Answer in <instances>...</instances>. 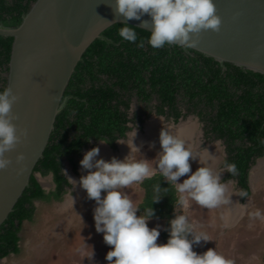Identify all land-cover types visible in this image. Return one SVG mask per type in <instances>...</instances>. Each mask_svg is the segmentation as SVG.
<instances>
[{"label": "trees", "instance_id": "16d2710c", "mask_svg": "<svg viewBox=\"0 0 264 264\" xmlns=\"http://www.w3.org/2000/svg\"><path fill=\"white\" fill-rule=\"evenodd\" d=\"M35 1L0 0V22L6 26L19 24L22 15ZM123 25L116 24L103 33L118 45H107L104 41L96 40L84 53L82 61L78 63L64 93V97L71 96V98L56 119L44 157L37 163L29 187L23 192L14 211L0 227V260L10 254L19 253V233L23 222L31 221L33 218L34 201L60 200L64 188L70 187L61 171V159L66 158L76 169L75 157L80 155L81 149L90 140L102 138L112 140L109 145L114 147L115 140L124 136L126 130L124 124L127 120L118 106L113 105V100L118 94L111 86L101 83L104 80L103 77L114 79L115 86L127 88L131 81L133 85L140 84V88L143 89L145 81L141 75V68L154 63L157 69L150 81L155 87L160 86L161 89L158 91L165 103L172 102L174 93L180 88L191 99L204 97L210 106H213L215 99H224L225 106L229 107L221 109L220 118L232 120L231 127L235 125L236 129L233 130L228 125L220 127L218 136L226 135L229 145H232V140L235 139L242 142L240 146L230 148L228 152L227 161L234 162L238 169L236 175L228 173V178L237 180L241 189V200H245L250 195L247 177L253 162L252 158L264 155V77L251 71H242L229 64H226L227 70L222 71L219 63L213 59L206 58L195 51H189L193 56L185 55L183 49L177 45H165L163 48L153 49L146 43L150 33L131 25L128 26L137 28L138 40L136 43L124 41L118 34ZM140 40L145 41L144 47L154 51L152 56L154 62L143 61L146 58L143 52L144 47L137 46ZM12 43L13 38L0 37V90L6 87V78L3 74L8 70ZM231 83L242 86L244 90L241 97L243 103L236 106L231 100L232 94L227 89ZM242 111H246L248 116L246 114L245 117L242 116ZM211 121L213 122L212 119ZM216 130L217 128L215 132ZM244 140H247L250 146L246 147ZM36 173L42 176L52 173L56 191L51 195L45 194L35 177ZM158 184L161 187L158 195L162 199L159 203L152 204L153 196L157 195L154 192V186ZM140 188L143 191V197L138 204L140 210L137 213L142 214L143 210L150 206L154 208L156 216L152 220H160L164 223L161 231V240L164 244L168 239L166 231L168 221L176 215L175 207L180 200L176 186L167 183L159 173H156L140 183Z\"/></svg>", "mask_w": 264, "mask_h": 264}, {"label": "clouds", "instance_id": "9594fccd", "mask_svg": "<svg viewBox=\"0 0 264 264\" xmlns=\"http://www.w3.org/2000/svg\"><path fill=\"white\" fill-rule=\"evenodd\" d=\"M114 14L123 17L125 21H140V27L143 29L150 28V31H147L150 36L146 43L153 49H160L165 45L194 48L199 43L201 32H218L221 25L213 0H114ZM145 15L150 19L143 20ZM136 29L124 24L118 34L124 41L136 43ZM137 46L143 48L145 41L140 40ZM17 100L18 96L13 94L10 88L0 90V171L8 169L12 164L6 153L14 151L28 134L27 129L18 128L13 123L17 116L12 112V107ZM51 100L60 103L62 107L59 98L53 96ZM136 135L135 127L131 137V149L124 140H115L116 143L127 145L129 148V154L124 159L111 157L106 161L102 157L98 158L100 148L93 147L85 152L79 161L85 174L81 175L79 180L68 178L73 189L79 185L87 198L95 202V231L103 234L104 243L111 246V250L104 257L107 264H234L216 248H209L202 253L194 251V246L209 240L206 234L194 232L188 218L183 214L174 215L168 221L167 242L157 243L160 226L148 227V222L156 216L154 208L150 206L137 215L140 209L122 189L143 183L158 172L182 194L180 204H183L187 197L204 208L213 209L228 203L229 197H226V185L220 179L223 172L215 171L210 164L192 171L189 161H199V158L193 155L184 139L162 127L158 138L160 151L155 159L151 160L155 163L150 167L149 160L137 159L132 155V152L140 154L139 147L133 144ZM111 141L102 138L99 139V144L109 147L108 143ZM209 157L216 159L210 154ZM24 159L22 153L15 157L16 164L20 165L18 174L24 171ZM224 168L232 175L238 173L234 162L225 160ZM184 176L187 178L178 182ZM160 191V184L155 185L154 192L157 195L153 196L152 204L159 203L162 199L158 195ZM74 203L72 198V206ZM252 216L264 219V212L256 209ZM93 255L91 249V257Z\"/></svg>", "mask_w": 264, "mask_h": 264}, {"label": "water", "instance_id": "95a60500", "mask_svg": "<svg viewBox=\"0 0 264 264\" xmlns=\"http://www.w3.org/2000/svg\"><path fill=\"white\" fill-rule=\"evenodd\" d=\"M213 3L221 19L220 30L203 31L196 47L181 48L211 58L223 69L229 64L264 77V0H213ZM142 19L150 18L145 15ZM116 24L150 31L141 28L140 21H125L116 16L114 0H36L19 24L0 23V37L13 38L5 74V88L18 96L12 107L17 116L13 123L28 133L14 151L6 153L12 164L0 171V227L14 211L29 187L37 163L44 157L56 119L71 98L64 97V93L78 63L96 40L115 45L103 33ZM53 96L59 98L62 107L52 102ZM107 149L115 156L108 146ZM21 153L25 157L24 171L18 174L20 165L15 157ZM40 178L39 174V182ZM235 201L240 209L246 207L240 205L237 193Z\"/></svg>", "mask_w": 264, "mask_h": 264}, {"label": "rangeland", "instance_id": "374dc122", "mask_svg": "<svg viewBox=\"0 0 264 264\" xmlns=\"http://www.w3.org/2000/svg\"><path fill=\"white\" fill-rule=\"evenodd\" d=\"M200 134V131L196 132V140L201 137ZM148 137L150 136H146V138ZM142 139L145 138L137 136L134 139L136 146L138 145L137 143L141 144L139 149L142 156L136 152H132V155L137 159L145 158L149 160L151 167L155 163L151 160L155 159L157 153L160 151V145L158 142L155 148L154 146L149 147L148 145H143L144 143L147 144V142H143ZM150 139L152 140V138ZM200 140L195 150L201 152L202 145L200 142L202 143V140ZM150 141L148 144L153 145L154 143ZM127 144L131 149V140ZM99 146L105 147L109 152L106 147L107 145H100L99 142H96L86 147L84 153L93 147ZM122 147L126 151L121 152L119 144L115 149L112 148V152L115 153L114 157L121 160L129 154L127 145L121 144ZM206 153L209 152L194 154V156ZM216 155L219 156L220 153L217 152ZM195 161L199 163L198 160ZM195 161H189L193 172L200 167ZM199 164L203 165L202 163ZM218 166L219 168L215 169V167L214 170L223 172L220 176L221 182L225 183L226 187H229L231 193L235 196L238 193V189L232 180L226 178L223 165L220 164ZM64 170L69 177L74 178L67 165ZM81 172L82 175L85 174L82 170ZM35 175L39 179V174L36 173ZM79 177L76 176L75 179L79 180ZM259 177L251 196L247 200H239L240 205L246 207L240 209L235 202V206L240 211L231 219L227 218L226 210L228 208L226 209V205L224 206V204L217 208L208 209L198 205L187 197H185L183 204H180L179 200L178 205L175 207L176 215H185L192 225L193 231L206 234L209 240L208 242L202 241L200 245L194 246V251L202 253L209 248H216L220 254L232 260L234 264H264V219H257L252 216V212L256 209L264 212L263 171L259 172ZM186 178L187 176L181 177L178 182H182ZM40 180L45 188L49 189L51 187L49 175L42 176ZM77 188L81 189L79 185H77ZM76 191L79 196H83L75 199V195L70 192L58 203L36 201L32 220L23 222L19 233V253L5 258L0 264H107L104 257L111 250V246L104 243L103 234L95 231L93 220L95 202L89 200L86 194L82 193L85 192L84 190L81 193L78 190ZM122 191L127 192L129 198L133 200L134 205L138 207L143 197L140 184H132L128 188L122 189ZM178 194L181 198L182 194L179 192ZM72 198L75 201L73 206ZM242 210L243 213L241 214ZM137 215L139 214L137 213ZM157 225L161 229L157 243L163 244L161 240L163 221L150 220L148 222L149 228L156 227ZM91 249L94 252L92 257Z\"/></svg>", "mask_w": 264, "mask_h": 264}, {"label": "flooded vegetation", "instance_id": "af4514ba", "mask_svg": "<svg viewBox=\"0 0 264 264\" xmlns=\"http://www.w3.org/2000/svg\"><path fill=\"white\" fill-rule=\"evenodd\" d=\"M150 49L151 48L148 47L143 48V52L145 53L144 56L146 57L143 59V61L150 60L151 62H154V59L152 58L154 51ZM183 53L185 55L193 56V54H191L190 52H185L184 50ZM137 66L140 65L137 64ZM156 67L157 66L155 63L154 65L152 64V65H147L146 67H142V68L140 67L142 69L141 75L145 81L143 85V89L140 88L141 86L140 84L133 85V82L131 81H129L127 88H122L118 85L115 86L114 79H108L107 77H103L104 80L101 83L102 84L106 83L107 85L111 86L113 88V91L118 94L117 98L113 100V105L118 106L121 114H123L124 118L127 120V122L124 124L126 127L124 136L119 137L118 139L124 140L126 143L127 142L129 143V141L131 140V136L134 135L135 127H136L137 135L135 136V138L137 136L145 138L142 140L143 142L144 141L147 142V144L144 143L143 145H148L149 147L154 146L155 148L156 144L153 145L148 144L151 137L146 138V136H151V134H153L152 132H154L155 134L156 133L159 134L161 128L164 127L167 130H169L171 133L177 132V136H181L180 138L185 140L188 148L191 151H193L192 152L193 155L199 153H205V152H215V153L219 152L220 155L218 156L216 165L222 164L224 167V161L228 160V152L230 148L234 149L242 144L241 141L235 139L232 140V145H229L226 135L225 137L218 136L220 127L227 125L231 127L232 120H226L224 118H220V114H219L222 108H228L229 106L227 105L225 106L224 99L221 98L215 99L213 101V106L208 105L204 97H195L191 99L188 96H186L184 90L181 88L174 93V99L172 102L165 103V101H163V97L158 91L159 89H161L160 86L156 85L155 87L152 81H150L151 76L155 73V70L157 69ZM220 68L222 71L227 70V67L223 69L220 66ZM5 74H3L4 78H5ZM160 76L162 77V75ZM227 89L228 92L232 94L231 100L234 101L233 103L235 106L236 104L243 103L241 100L242 99L241 97L244 94V90L242 86H235L231 83ZM106 91H108L107 88ZM221 101H223V103ZM232 108H234V106H232ZM241 109L243 110V107ZM245 112L246 111L241 112V115L244 117L245 114L247 115V113ZM211 119L213 120V122L211 121ZM214 121H216L215 124ZM216 128L217 130L215 132ZM231 128L233 130L236 129L235 125H233ZM179 131H181L180 134L178 133ZM199 131L201 132L200 134L201 137L197 138L196 140L195 134L196 132ZM199 139L202 140V143L200 142V144L202 145L201 152L199 150H195L197 148L196 145L198 144ZM96 142H99V140H90V142L81 149L80 155L75 157V160L77 161L76 169L72 167V165L69 163V161L66 158L61 159V171L64 177L68 180L70 187L64 188V192L60 200L50 199L49 201H45V200H36V201L42 203H48L50 201H52L53 203H58L61 202L65 198V196L70 192H72L73 195H75V199L81 198L83 195L79 196L76 190H78V192L81 193L82 189L79 190L77 186L73 189V185L71 181L68 179L71 177H69L66 174L64 169L66 165L69 167L71 174L74 175L73 179H75L76 176H81L82 172L79 165V161L83 158L85 148ZM133 144L134 146H136L135 140ZM137 144H138L137 146L140 148L141 144L140 143ZM244 144L246 147L250 146V143L247 140H244ZM117 145L118 143L114 142V147H111L110 145L109 147L112 150V148L115 149ZM119 147L121 152L126 151L124 147L121 148V144H119ZM99 148H101V146H99ZM122 154L124 155V153ZM111 157H114V155H111ZM263 158L264 155L259 157L256 156L252 158L253 162L251 163L247 177V183L250 190V195L247 198H249L253 193L249 180L251 170L257 164V162L259 160H262ZM196 164L201 167L199 163L196 162ZM224 172L226 174V178H228L229 175L228 172L226 171ZM47 175L50 176V182H51V187L49 189L45 188V186L41 184V182H39V179L36 177V175L35 177L38 183L40 184V186L42 187V189L45 191V194L51 195V193H54L56 191V184L54 183L53 180V174L48 173ZM229 180H232V182L235 184L236 188L238 189L237 194L239 200H241L240 198L241 189L238 186L237 180L234 178H229ZM36 201H34L33 203L34 207H36L35 205ZM225 205L226 204H224V206ZM226 209H227V205H226ZM14 255L17 254H10L9 256H14Z\"/></svg>", "mask_w": 264, "mask_h": 264}, {"label": "bare ground", "instance_id": "6f19581e", "mask_svg": "<svg viewBox=\"0 0 264 264\" xmlns=\"http://www.w3.org/2000/svg\"><path fill=\"white\" fill-rule=\"evenodd\" d=\"M153 134H151V138H152V143L154 144H158L159 142V134H155L154 132H152ZM173 133V132H172ZM179 134L181 133V131L178 132ZM175 135H177L176 133H173ZM181 137V136H179ZM150 141V142H151ZM209 154L212 155L213 157H215L216 159L213 160L212 158L209 157ZM206 154H200L196 157L199 158L200 163H202L203 165H208L210 164L213 168L216 167V162L218 160V155H216L215 152H209ZM104 158L106 161L109 160L111 158L110 153L106 150V148H104L103 146H101L100 148V156L98 158ZM198 160V159H197ZM263 171L264 172V158L262 160L258 161V164L251 170L250 173V183H251V188L252 190L254 189L255 184H257L258 180H259V172ZM259 177V178H258ZM227 191H226V197H229V202L226 203V205L228 206L227 208V218L231 219L233 217L236 216L237 212L240 211L239 208H237L235 206V196L234 194L231 193L229 187H226ZM240 214V213H239Z\"/></svg>", "mask_w": 264, "mask_h": 264}]
</instances>
